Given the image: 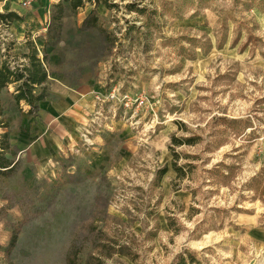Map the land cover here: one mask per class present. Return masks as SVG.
Wrapping results in <instances>:
<instances>
[{"label": "rangeland", "instance_id": "374dc122", "mask_svg": "<svg viewBox=\"0 0 264 264\" xmlns=\"http://www.w3.org/2000/svg\"><path fill=\"white\" fill-rule=\"evenodd\" d=\"M21 1L0 66L47 96L0 89V264H264V0Z\"/></svg>", "mask_w": 264, "mask_h": 264}, {"label": "trees", "instance_id": "16d2710c", "mask_svg": "<svg viewBox=\"0 0 264 264\" xmlns=\"http://www.w3.org/2000/svg\"><path fill=\"white\" fill-rule=\"evenodd\" d=\"M69 1L72 9H77L82 6L83 0H64ZM2 18L8 19L7 21L19 20V18L13 13H8L7 15H0ZM86 25V21H85ZM30 64L29 67L23 69V72H14L9 67L5 65L0 66V89L7 87L10 84L20 82V85L16 88L14 95V101L16 104L23 102L27 106L28 114L32 115L39 111V104L46 99V89L45 84L47 81V71L43 67L42 62L37 58L36 55H31L29 57ZM39 89V92H36ZM7 134H4L1 140V151H0V177L11 174L15 170L17 162L10 161L5 157L8 153V144L6 143ZM172 144L174 146L181 145H192L193 142L190 138L178 139L173 138ZM174 160L172 163V169L176 174L177 178H183L185 174L182 167L176 165L177 155L174 153ZM167 171L164 169L160 171L159 178H161ZM16 239H13L12 246H14ZM67 264H73L69 256L67 257ZM182 264H186L183 263ZM187 264H196L195 259L190 258Z\"/></svg>", "mask_w": 264, "mask_h": 264}, {"label": "built area", "instance_id": "2783aa9c", "mask_svg": "<svg viewBox=\"0 0 264 264\" xmlns=\"http://www.w3.org/2000/svg\"><path fill=\"white\" fill-rule=\"evenodd\" d=\"M34 0H22L21 5L25 9H30V7L33 5Z\"/></svg>", "mask_w": 264, "mask_h": 264}]
</instances>
